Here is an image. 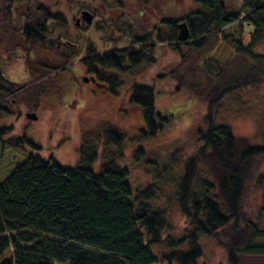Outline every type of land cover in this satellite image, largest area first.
<instances>
[{"label": "trees", "instance_id": "16d2710c", "mask_svg": "<svg viewBox=\"0 0 264 264\" xmlns=\"http://www.w3.org/2000/svg\"><path fill=\"white\" fill-rule=\"evenodd\" d=\"M16 1H0L3 13L0 21L6 30L11 29L9 23ZM106 1L110 5L116 3L127 13L124 0ZM158 1L138 0L136 14H123L119 26L124 31L130 29L127 26L132 22L130 18L138 20L151 15ZM191 2L194 7L180 18L166 16L158 19L155 30L132 34L126 48L103 54L89 49L88 59L82 62L88 75H95L106 90L119 95L134 72L158 62L164 46L176 52L183 64L191 57L198 59L220 41L234 50L236 62H225L223 66L210 58L201 67L200 62L182 65L185 73H180V77L177 72L170 73L176 94L187 92L190 100L202 101L207 106L196 130L202 147L186 163L182 178L176 181L168 176L173 171L172 163L158 171L161 176L157 181L167 180L170 187H176L175 200L191 225L189 234L163 238L170 228L164 208L167 206L162 205L165 197L158 195L154 184L134 192L129 171L120 168L109 156L102 171L95 173L89 165L97 160L98 151L91 139H86L78 165L61 167L31 156L0 183V264H156L159 259L170 264H201L199 241L215 238L219 233L228 243L227 264H264L261 224L249 217L244 206L246 189L264 157V147L236 137L231 127L218 121L222 101L227 96L264 84V49L258 51L264 48V0ZM36 3L37 10L25 9L20 14L25 24L19 37L25 43L26 55L39 50L55 62L52 66L46 64L49 70L44 71V76L34 79L32 74L28 85L7 81L4 86V92L11 98L25 95L29 102L40 101L45 93L41 83L35 84L37 81L65 70L78 58L76 46H69L61 37H47L51 32L47 23L53 21L51 26L76 38L72 28H78L77 19L72 23L73 18L53 12L42 0ZM184 22L191 38L188 43H179V25ZM128 31L131 34L132 29ZM27 68L30 74L32 69ZM199 71L207 79L201 85L194 81H198ZM161 91L145 84L132 87L130 99L142 109L144 137L164 133L174 120L156 109V96ZM9 130H0V137ZM99 133L104 135L106 146L120 148L125 140V135L110 125ZM144 153L142 148L136 151L137 164ZM205 174L207 178L208 174L211 176L212 182ZM257 181L262 186L264 174Z\"/></svg>", "mask_w": 264, "mask_h": 264}, {"label": "rangeland", "instance_id": "374dc122", "mask_svg": "<svg viewBox=\"0 0 264 264\" xmlns=\"http://www.w3.org/2000/svg\"><path fill=\"white\" fill-rule=\"evenodd\" d=\"M36 1L40 0H18L14 3L11 24L9 23L11 29L6 30L0 21V130L10 128L0 137V183L6 181L10 174L31 156L50 160L61 167H74L80 162L83 142L91 139V144L98 151L97 160L89 165L95 173L102 171L101 167L109 156L115 159L120 168L129 171V182L134 192L154 184L158 195L165 197L162 205L167 206L164 208L167 210L170 228L163 238L188 235L191 225L181 211L178 200H175L176 187H170L167 180L157 181L161 176L158 171L172 163L173 171L168 176L177 179L176 181L182 178L186 163L195 157L202 147L196 130L201 125L200 117L205 114L207 106L203 105L202 101L190 100L187 92L176 94L173 91L175 82L171 81L170 73L177 72L180 77V73H185L182 65H197L195 62H200L201 67L204 60L210 58L223 66L225 62H236L234 50L220 41L199 55L198 59L194 56L183 64L176 52L164 46L155 65L134 72L131 80L128 79V83L125 81V87L120 90L119 95H114L97 83H87L83 80V77L88 75L82 63L88 59V48H93L96 54H103L107 49L126 48L130 45L132 34L149 33L155 30V23L160 21L158 19L166 16L178 19L190 11L194 7L191 0H159L151 15L147 12L143 19L130 18L132 22L127 26L132 29L131 34L128 31L130 29L124 31L119 25L123 14H136L138 0H124L127 13L116 3L110 5L106 0H42L53 12H62L68 18H73L72 23H75L83 10L97 15L91 27L72 28V34L76 38H70L65 32L51 26L53 21H49L47 25L51 32L47 33V37H61L69 46H76L78 58L64 68L65 70L46 75L45 79L35 83L44 86L45 93L40 101L29 102L25 95L21 97L18 94L11 98L4 92L7 81L28 85L33 78L32 74H35L34 79L39 75L44 76V71L49 70L45 68L46 64L52 66L55 62L52 57L48 58L46 53L39 50L31 56L26 55L28 52L25 51V43L19 37L25 24L20 14H24L25 9L37 10ZM2 15L0 8V18ZM235 30L237 27L233 28L232 32ZM123 32L130 37L125 36ZM16 47L21 48L23 55L19 49L15 50ZM26 66L29 69L31 67L30 74L26 71ZM202 73L197 72L198 81L194 79L198 84L207 82ZM135 84H145L162 90L156 96V109L174 118L168 129L156 137L142 135V131H145L142 109L130 99ZM227 97L222 101L218 121L231 127L236 137L248 140L253 146L264 147V84L260 88H248ZM34 104L38 105L36 109ZM29 113H36L38 120L29 119ZM105 125L115 127L125 135L120 148L105 145L104 135L99 133ZM22 138L24 140L20 141ZM140 148L145 153L141 155L140 164H137L134 161L135 153ZM261 158L253 182L246 189L244 206L249 217L261 224L259 232L264 237V184L257 185L258 177L264 174V157ZM155 165L159 167L154 169ZM208 176L209 178L205 174V178L212 182L213 179L209 174ZM219 235L220 233L215 238L205 237L199 241L203 253L201 264H227L228 243L226 238L224 240ZM262 245L260 242V246ZM153 251L156 252V249ZM156 264L170 263L159 259Z\"/></svg>", "mask_w": 264, "mask_h": 264}, {"label": "water", "instance_id": "95a60500", "mask_svg": "<svg viewBox=\"0 0 264 264\" xmlns=\"http://www.w3.org/2000/svg\"><path fill=\"white\" fill-rule=\"evenodd\" d=\"M81 16L87 22V24H89V25L92 24L93 19H94V16L92 15V13H90L88 11H84L81 13ZM190 38H191V35H190V31H189L187 24L185 22L181 23L179 25V33H178L179 43H188ZM88 81H89V79H88ZM92 81L94 83H96L95 78H93ZM27 117L31 120H38V115L36 113H29V114H27Z\"/></svg>", "mask_w": 264, "mask_h": 264}, {"label": "flooded vegetation", "instance_id": "af4514ba", "mask_svg": "<svg viewBox=\"0 0 264 264\" xmlns=\"http://www.w3.org/2000/svg\"><path fill=\"white\" fill-rule=\"evenodd\" d=\"M84 11H85V10H83V11L80 12V14H79V16H78V18H77V20H76L77 25H78V27H85V28H87V27H91V26L93 25L94 20H95V15H97V14H93V13H92V15L94 16V19H93L92 24L89 25V24H87V22H86V21L82 18V16H81V13L84 12ZM89 49H90V50H93V51H91V52H95V50H94L93 48H88V50H89ZM115 50H116V49H115ZM109 51H113V50H108V49H107L106 52H109ZM106 52H105V53H106ZM93 78L96 79V83L98 84V86H100V87H102V88L105 87L103 84H101V83H99V82L97 81V78L95 77V75H87V76L83 77V80H84L85 82L89 83V82H93V81H92ZM88 79H89V81H88ZM104 89H105V88H104Z\"/></svg>", "mask_w": 264, "mask_h": 264}]
</instances>
